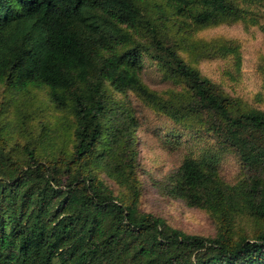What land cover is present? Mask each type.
I'll return each mask as SVG.
<instances>
[{
	"label": "trees",
	"instance_id": "1",
	"mask_svg": "<svg viewBox=\"0 0 264 264\" xmlns=\"http://www.w3.org/2000/svg\"><path fill=\"white\" fill-rule=\"evenodd\" d=\"M259 6L0 0V264H264V109L244 107L184 58L211 54L191 34ZM142 57L176 88H149ZM130 98L235 156L234 184L215 156L185 157L168 177L169 195L205 211L213 236L140 210L142 117Z\"/></svg>",
	"mask_w": 264,
	"mask_h": 264
},
{
	"label": "rangeland",
	"instance_id": "2",
	"mask_svg": "<svg viewBox=\"0 0 264 264\" xmlns=\"http://www.w3.org/2000/svg\"><path fill=\"white\" fill-rule=\"evenodd\" d=\"M191 40L204 42L210 56L187 62L221 87L229 96L241 100L244 107L264 109V8H255L243 21L228 23L191 34ZM225 48L224 50H220ZM140 76L157 93L176 88L161 79L152 61L142 57ZM131 103L142 117L138 141V171L142 181L140 210L161 218L172 228L187 234L211 237L215 226L209 215L188 207L171 197L166 189L168 177L174 174L185 157L196 160L217 158L221 178L234 184L241 179L242 169L232 153L220 151L207 136L186 133L165 117ZM111 187L120 192L112 183Z\"/></svg>",
	"mask_w": 264,
	"mask_h": 264
}]
</instances>
